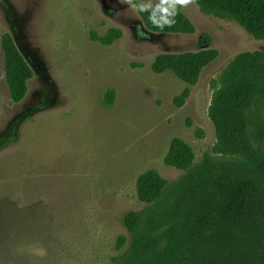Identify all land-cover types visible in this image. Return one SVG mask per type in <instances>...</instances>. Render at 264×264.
<instances>
[{"label": "rangeland", "instance_id": "374dc122", "mask_svg": "<svg viewBox=\"0 0 264 264\" xmlns=\"http://www.w3.org/2000/svg\"><path fill=\"white\" fill-rule=\"evenodd\" d=\"M159 3L0 0V40L11 34L34 72L25 99L13 103L0 44V264H113L126 251L118 238L131 239L125 215L147 207L137 197L139 176H182L165 163L175 138L197 162L212 154L209 108L219 78L239 54L264 51V41L196 3L176 8L194 34L152 33L139 6ZM110 29L123 32L112 46L92 40ZM208 49L218 59L177 106L188 85L155 74L156 57Z\"/></svg>", "mask_w": 264, "mask_h": 264}, {"label": "trees", "instance_id": "16d2710c", "mask_svg": "<svg viewBox=\"0 0 264 264\" xmlns=\"http://www.w3.org/2000/svg\"><path fill=\"white\" fill-rule=\"evenodd\" d=\"M125 2V0H123ZM142 0H131L138 5ZM207 15L234 22L256 40L264 41V0H194ZM153 9L141 10L152 33L192 35L196 29L187 15L176 12L174 23L158 27ZM123 37L110 29L92 40L112 46ZM4 73L13 103L28 93L34 72L13 37L0 40ZM215 49L158 55L155 74L171 73L188 87L177 97L181 107L205 68L215 62ZM209 108L217 143L212 154L197 162L182 139L172 140L167 166L183 172L172 182L157 171L139 176L136 192L147 207L129 212L124 225L131 239L120 236L113 264H264V51L244 52L224 69ZM115 90L107 95V104ZM13 194V187H9Z\"/></svg>", "mask_w": 264, "mask_h": 264}, {"label": "clouds", "instance_id": "9594fccd", "mask_svg": "<svg viewBox=\"0 0 264 264\" xmlns=\"http://www.w3.org/2000/svg\"><path fill=\"white\" fill-rule=\"evenodd\" d=\"M125 2L131 3V0H125ZM192 3H194V0H160V3L153 9L150 19L158 27H163L164 25L171 26L174 20L170 19V17L176 15L177 6L186 7ZM140 8L141 10H148L152 8V5H141Z\"/></svg>", "mask_w": 264, "mask_h": 264}]
</instances>
